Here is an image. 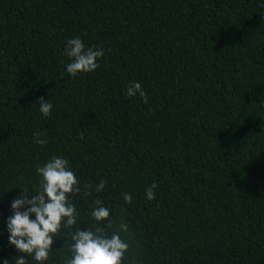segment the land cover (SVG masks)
Segmentation results:
<instances>
[{
    "label": "trees",
    "instance_id": "obj_1",
    "mask_svg": "<svg viewBox=\"0 0 264 264\" xmlns=\"http://www.w3.org/2000/svg\"><path fill=\"white\" fill-rule=\"evenodd\" d=\"M77 36L105 55L73 78ZM54 155L79 178L82 228L95 199L109 234L128 226L124 264H264V0H0V264L18 255L11 202ZM69 231L48 264H66Z\"/></svg>",
    "mask_w": 264,
    "mask_h": 264
},
{
    "label": "clouds",
    "instance_id": "obj_2",
    "mask_svg": "<svg viewBox=\"0 0 264 264\" xmlns=\"http://www.w3.org/2000/svg\"><path fill=\"white\" fill-rule=\"evenodd\" d=\"M63 55L70 61L66 64V73L75 78L98 69L99 59L104 57L105 50L103 47L87 46L77 36L65 41ZM125 95H138L147 103V94L139 81L130 82ZM35 104L39 105L42 116L51 115L53 105L49 100L41 97ZM36 135L40 136L39 133ZM34 143L43 146L47 140L37 138ZM36 174L40 179L35 193L30 195L27 187H20L22 192L11 202L12 214L7 217L6 232L8 243L15 247L18 255L12 260H3L2 264H29L28 257L35 264H48L53 243L60 237L62 229L70 230L71 243L67 245L70 255L67 256L66 264H124L130 244L122 233H127L128 226L120 223L109 234L114 226V217L111 215L112 209L101 199L93 201L90 213L93 227L85 229L80 226V214L70 198L81 191L80 182L68 159L54 155L36 168ZM105 183L101 180L95 187V192L100 193L105 188ZM156 187L153 183L146 188V199H155ZM84 195L90 196L91 192L86 189ZM123 199L131 203L132 195L123 193ZM105 221L107 227L103 226ZM3 231L4 229H0V232Z\"/></svg>",
    "mask_w": 264,
    "mask_h": 264
}]
</instances>
